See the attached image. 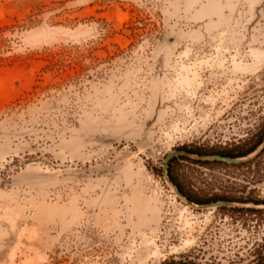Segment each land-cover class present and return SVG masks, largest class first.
I'll use <instances>...</instances> for the list:
<instances>
[{
  "label": "rangeland",
  "instance_id": "374dc122",
  "mask_svg": "<svg viewBox=\"0 0 264 264\" xmlns=\"http://www.w3.org/2000/svg\"><path fill=\"white\" fill-rule=\"evenodd\" d=\"M262 139L264 0H0V264H264V209L163 171ZM213 161L189 196L264 203Z\"/></svg>",
  "mask_w": 264,
  "mask_h": 264
},
{
  "label": "water",
  "instance_id": "95a60500",
  "mask_svg": "<svg viewBox=\"0 0 264 264\" xmlns=\"http://www.w3.org/2000/svg\"><path fill=\"white\" fill-rule=\"evenodd\" d=\"M263 151H264V141L256 151H254L253 153H251L248 156H245L243 158H238V159L227 158V157L220 156V155L202 156V155H196V154L190 153L188 151L177 150L168 156V158L166 159L163 171H164L165 176L167 177L169 184L172 185L176 189V191L178 192L180 197L182 199H185L189 204H191L197 208H224V207H230V208L234 207L235 208V207H239V208L264 209V204L231 202V201H223V202H215V203H211V204H207V205H199L195 202H192L191 200H189L188 198H186L182 194L180 189L173 183V181L171 180L169 173H168V168H169L170 162L172 161L173 157H175V156L186 155L188 157L197 158L199 160H216V161H220V162H224V163H228V164H240V163H243L245 161H248V160L258 156Z\"/></svg>",
  "mask_w": 264,
  "mask_h": 264
},
{
  "label": "trees",
  "instance_id": "16d2710c",
  "mask_svg": "<svg viewBox=\"0 0 264 264\" xmlns=\"http://www.w3.org/2000/svg\"><path fill=\"white\" fill-rule=\"evenodd\" d=\"M264 139H262V141L258 142L255 146H253L251 149L249 150H246V151H243L241 150L240 148H233V149H228L226 151H223V152H220V153H217L218 155L220 156H224V157H227V158H234V159H238V158H243L245 156H248L250 155L251 153H253L254 151H256L259 146L263 143ZM182 150H185V151H188L190 153H193V154H197V155H202L203 153H200V152H196L192 149H189V148H182ZM183 160V159H188V157H176L174 158L171 162H170V165H169V176L171 178V180L173 181V183L180 189V191L182 192V194L188 198L189 200H191L192 202H195L197 204H208L209 202L211 203H215V202H223V201H231V202H255V204H259L262 202L260 201H254V200H251V199H243V198H234L232 196H223V197H217L216 199H212V200H208L206 203L205 202H202L200 200H197L195 198H192L191 196L188 195V193H186L183 188L180 186V184L176 181V178L174 176V173H173V169H174V165L176 164V160ZM197 163L199 164H206V163H209V162H206V161H196ZM212 163H218V164H223V165H227L226 163L224 162H220V161H213ZM163 173V172H161ZM264 204V203H263ZM219 210H222V211H232V212H241V211H244V210H248V211H252V212H260V210H257V209H235V208H227V207H224V208H219Z\"/></svg>",
  "mask_w": 264,
  "mask_h": 264
},
{
  "label": "bare ground",
  "instance_id": "6f19581e",
  "mask_svg": "<svg viewBox=\"0 0 264 264\" xmlns=\"http://www.w3.org/2000/svg\"><path fill=\"white\" fill-rule=\"evenodd\" d=\"M211 209H215V208H211Z\"/></svg>",
  "mask_w": 264,
  "mask_h": 264
}]
</instances>
